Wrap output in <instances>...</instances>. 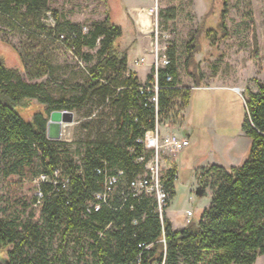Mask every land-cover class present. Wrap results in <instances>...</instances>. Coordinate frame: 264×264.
<instances>
[{
  "label": "trees",
  "instance_id": "trees-1",
  "mask_svg": "<svg viewBox=\"0 0 264 264\" xmlns=\"http://www.w3.org/2000/svg\"><path fill=\"white\" fill-rule=\"evenodd\" d=\"M173 12L167 10L166 18L172 20ZM47 13L54 22L52 29L39 24ZM226 15L224 0L219 19L223 33ZM0 24L19 30L28 40L17 51L26 78L8 69L0 58L2 177L30 174L35 180L43 174L57 182L56 186L40 184V205L34 196L38 221H34V211L25 216V206L20 212L0 211V264H255L264 256V85L257 82L256 92L246 89L243 94L240 130L250 141L246 160L228 169L211 165L198 177L203 191L207 187L212 191L210 205L198 222L189 221L181 230H172L165 217L163 244L153 202L129 195V183L144 172L130 150L140 152L137 141L154 129L155 111L139 93L136 74H127V55L117 45L121 27L107 17L84 31L83 26L51 11L49 0H0ZM46 43L58 44L87 66L68 97L53 98L42 81L55 72L43 47ZM199 50L193 37L186 46L188 62ZM166 54L170 63L157 75L158 122L175 108V100L182 102V111L190 99L189 90L179 89L175 53L168 50ZM152 80L151 73L147 81ZM31 100L48 115L53 111L85 113L88 120L80 125L85 135L79 163L59 141L47 140L48 120L43 113H34L30 121L18 113L16 107ZM118 171L123 176L113 198L100 211L88 214V204L103 190L106 177ZM176 176L175 170L165 175L171 200ZM55 237L60 240L57 249L52 246ZM71 242L74 250L78 248L73 260L67 254Z\"/></svg>",
  "mask_w": 264,
  "mask_h": 264
},
{
  "label": "rangeland",
  "instance_id": "rangeland-1",
  "mask_svg": "<svg viewBox=\"0 0 264 264\" xmlns=\"http://www.w3.org/2000/svg\"><path fill=\"white\" fill-rule=\"evenodd\" d=\"M224 0H49L51 11L56 12L65 21L89 27L109 17L122 29V36L117 40L119 51L128 57L127 74L135 73L129 66L138 67L140 85L147 82L152 73L151 63L145 61L159 49L160 57H167V51L175 53L179 73V89L189 90V107L183 122V111L179 110L181 101L175 100V108L167 114L166 119L159 122L163 133H174L172 128L181 123L190 127L192 143L180 153L176 165L169 164L168 157L163 163V174L175 170L178 177L175 182V196L168 206V220L172 230H181L188 220L198 222L204 209L210 205L212 191L204 189V196L195 195L197 187L204 186L198 177L211 165L226 169L239 167L249 153L250 141L238 126L244 116V91H257V82L264 85V0H227L225 31L219 29V19ZM151 3V6L149 4ZM148 5V6H146ZM146 6V7H145ZM137 8L140 18H150L149 31L144 34L145 46L138 47L136 42L140 33V22H134L133 16ZM174 9L173 18H166L167 10ZM156 10V14H150ZM41 26L52 29L54 22L51 13L45 14L39 21ZM48 33V32H47ZM142 36V35H141ZM196 38L199 52L193 54L188 62L186 46L192 38ZM28 45L26 36L17 29L0 24V58L8 69L18 70L23 78V62L17 51ZM55 67L54 75L43 78L47 82L48 92L53 98L68 97L73 93V86L80 82L86 64L75 59L68 51L56 43L43 45ZM90 54L95 51L84 50ZM142 60V61H141ZM146 64V65H145ZM137 75V74H136ZM198 87V89H193ZM224 94L217 102L216 91ZM233 89H239L235 93ZM230 90V91H229ZM220 92V91H219ZM18 113L27 121L36 112H41L49 120L44 107L36 100L27 101L25 106L16 107ZM74 122L63 125L59 141L64 145L70 157L79 163V153L83 149L85 133L80 125L88 120L84 112L73 111ZM233 123L229 128L224 122ZM235 125V127L233 126ZM238 126V127H237ZM175 134V133H174ZM36 184L30 174L24 177L10 176L3 178L0 161V211H19L26 207L25 216L34 211V221H38V208L33 204ZM191 211L193 217L187 218ZM187 222V223H188ZM59 238L52 240V246H60ZM85 246L86 239H83ZM71 242L67 254L75 259L78 248ZM86 247V246H85ZM255 264H264V256Z\"/></svg>",
  "mask_w": 264,
  "mask_h": 264
},
{
  "label": "built area",
  "instance_id": "built-area-1",
  "mask_svg": "<svg viewBox=\"0 0 264 264\" xmlns=\"http://www.w3.org/2000/svg\"><path fill=\"white\" fill-rule=\"evenodd\" d=\"M156 12V10H151L150 14H156ZM169 63L170 61L167 57L159 56V49L156 48L153 52L152 63L150 65L152 67L153 80L147 81L138 88L139 93L145 95V100L155 111V126L152 131L146 132L144 137L137 141V144L141 147L139 153H135L134 149L130 150L131 153L137 155L135 163L143 165L144 172L133 178L129 183V195L135 198L144 196L146 199L153 202L154 212L157 214L162 228V238L160 242L163 244L165 243L163 221L166 217L167 209L171 201L170 194L164 184L166 181L165 175L163 174L164 167L162 166L166 161L164 157L170 156L172 153H179L189 147V140L185 136H180L176 133H163L159 128L157 117L159 92L157 75L158 71L166 68ZM167 81H171V78L168 77ZM98 174H100V171H98ZM54 175L57 177L58 173L55 172ZM122 176L123 172L118 171L116 176L106 177L103 190L100 193L95 194L92 202L88 204V214L91 210L94 212L100 211L102 206L106 205L107 202L113 198L119 177ZM48 182H51L54 186L57 185V182L53 180L50 181V179L43 174L39 175V177L34 180V183L36 184L35 197L37 198V205L41 204L42 199L40 184ZM66 184L67 181L62 182V187H66ZM186 217H193L192 212L187 211ZM99 236L101 237L102 235L99 234ZM150 248L151 245L146 246L145 250H149Z\"/></svg>",
  "mask_w": 264,
  "mask_h": 264
},
{
  "label": "crops",
  "instance_id": "crops-1",
  "mask_svg": "<svg viewBox=\"0 0 264 264\" xmlns=\"http://www.w3.org/2000/svg\"><path fill=\"white\" fill-rule=\"evenodd\" d=\"M146 6H148V5H146ZM145 6V7H146ZM149 6H151V3L149 4ZM138 9H141V8H137V10H136V12H135V16H133V21L135 22H140L141 20V22H140V24H141V28H140V33L141 34H137V36H139V38L137 39L138 41L136 42V44H137V46L138 47H140V49H141V47H143V46H145V38H144V34H147V32L149 31V24H150V18L147 16V15H143L144 16V18L142 17V18H140V10H138ZM142 15V14H141ZM147 20V21H146ZM147 22V23H146ZM145 23V24H144ZM144 26V27H143ZM142 35V36H141ZM127 59H128V57H127ZM129 61V60H128ZM145 61H147V63H152V59L149 57L148 59H147V57L145 56ZM146 65V64H145ZM129 66L132 68L131 70H133L134 72H136V77L138 78V80L140 81V82H142L145 78H146V66H145V77H144V79L143 80H140V78H139V76H138V67H140L141 65H137V67L133 64V63H129ZM193 89H198V87H195V88H193ZM205 89H210V88H205ZM210 90H215L217 93H216V98H217V102H218V104H220V99H221V97L224 95V94H228V93H224L223 92V90H221V89H210ZM220 91V92H219ZM230 91V90H229ZM228 95H230V96H232V98H233V95L229 92V94ZM244 102V101H243ZM188 107H189V104H188V106L184 109V111H183V122H184V119H185V116H186V112H187V110H188ZM243 120V119H242ZM183 122L181 123V125L179 126V127H173L172 128V130H173V132L174 133H176V134H178V135H180V136H185L186 138H188V140H189V146H190V143H192L191 141H192V134L190 133V127H188V126H185L184 124H183ZM232 124L233 123H231V122H227V121H225L224 122V126L223 127H226V128H229L230 126H232ZM241 124H242V121H240V124L238 125L239 127L241 126ZM234 127H235V125H233ZM237 126V127H238ZM188 148V147H187ZM186 148V149H187ZM186 149H184V150H186ZM184 150L183 151H181V152H179V153H175V154H173V155H171L170 157H168V162H169V164H172L176 169H177V172H178V166L176 165V160H177V158H178V156H179V154L180 153H182V152H184ZM177 177H178V173H177V176H176V179H177ZM176 182V181H175ZM168 211V210H167ZM166 217H167V219H168V215H167V213H166ZM170 221V220H169ZM187 222H188V220L185 222V225L187 224ZM172 227V226H171ZM173 230H175V229H173Z\"/></svg>",
  "mask_w": 264,
  "mask_h": 264
},
{
  "label": "water",
  "instance_id": "water-1",
  "mask_svg": "<svg viewBox=\"0 0 264 264\" xmlns=\"http://www.w3.org/2000/svg\"><path fill=\"white\" fill-rule=\"evenodd\" d=\"M74 122L73 112L68 111H53L49 115V120L46 125V138L49 141H60L62 136L63 125H69ZM195 195L202 198L204 191L202 187H197Z\"/></svg>",
  "mask_w": 264,
  "mask_h": 264
},
{
  "label": "bare ground",
  "instance_id": "bare-ground-1",
  "mask_svg": "<svg viewBox=\"0 0 264 264\" xmlns=\"http://www.w3.org/2000/svg\"><path fill=\"white\" fill-rule=\"evenodd\" d=\"M141 18H142V17H141ZM143 18H144V17H143ZM141 21H142V20H141ZM141 21H140V22H141ZM146 21H147V20H146ZM146 23H147V22H146ZM141 24H142V23H141ZM144 24H145V23H144ZM143 27H144V26H143ZM233 91H234L235 93H240V92H239V89H233Z\"/></svg>",
  "mask_w": 264,
  "mask_h": 264
}]
</instances>
